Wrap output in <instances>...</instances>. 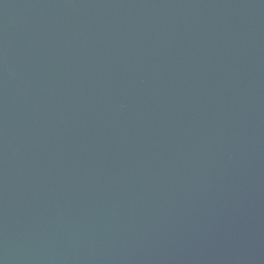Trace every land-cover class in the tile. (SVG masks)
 Wrapping results in <instances>:
<instances>
[{
    "label": "water",
    "instance_id": "1",
    "mask_svg": "<svg viewBox=\"0 0 264 264\" xmlns=\"http://www.w3.org/2000/svg\"><path fill=\"white\" fill-rule=\"evenodd\" d=\"M0 264H264V0H0Z\"/></svg>",
    "mask_w": 264,
    "mask_h": 264
}]
</instances>
